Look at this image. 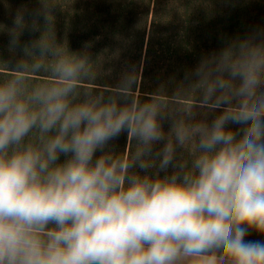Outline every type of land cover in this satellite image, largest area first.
<instances>
[{
  "label": "clouds",
  "instance_id": "1",
  "mask_svg": "<svg viewBox=\"0 0 264 264\" xmlns=\"http://www.w3.org/2000/svg\"><path fill=\"white\" fill-rule=\"evenodd\" d=\"M41 4L0 58V264H264L245 239L264 236V38L142 101L135 70L98 88L88 54L56 42L59 4ZM26 27L41 35L21 45Z\"/></svg>",
  "mask_w": 264,
  "mask_h": 264
},
{
  "label": "trees",
  "instance_id": "2",
  "mask_svg": "<svg viewBox=\"0 0 264 264\" xmlns=\"http://www.w3.org/2000/svg\"><path fill=\"white\" fill-rule=\"evenodd\" d=\"M51 10L56 42L70 51L87 53L96 64L98 88L115 89L125 72L135 70L136 93L147 100L161 87L169 94L185 73L219 52L227 43L251 35L264 38V0H55ZM41 0H0V58L12 59L10 31L22 15L30 26ZM41 31L46 27L38 18ZM41 31L26 27L21 45ZM17 50L16 55H20ZM3 71V70H0ZM108 94V93H106ZM216 113H208L210 121ZM165 132L170 121L163 123ZM233 129L238 125H230ZM128 144L127 132L109 142L117 154ZM162 144L156 145L157 148ZM101 153H96L99 156ZM65 157L61 156V162ZM163 175V173L161 174ZM247 241H264L250 231Z\"/></svg>",
  "mask_w": 264,
  "mask_h": 264
}]
</instances>
